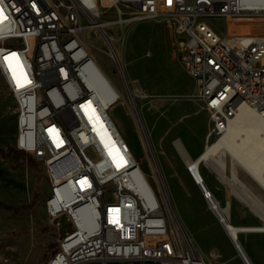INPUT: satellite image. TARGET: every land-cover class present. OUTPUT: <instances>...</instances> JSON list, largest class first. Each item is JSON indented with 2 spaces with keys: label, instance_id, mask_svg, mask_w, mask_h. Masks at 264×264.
I'll use <instances>...</instances> for the list:
<instances>
[{
  "label": "built area",
  "instance_id": "1",
  "mask_svg": "<svg viewBox=\"0 0 264 264\" xmlns=\"http://www.w3.org/2000/svg\"><path fill=\"white\" fill-rule=\"evenodd\" d=\"M103 2L116 11L107 25L98 11ZM0 9V76L16 104V147L44 163L45 209L61 235L46 264H209L175 226L164 191L116 127L111 109L124 95L90 38L103 37L109 25L174 18L179 61L210 116L208 144L242 109L264 115V28L230 30V23L254 26L264 0H0ZM208 21L225 29L209 34ZM195 182L204 198L214 195Z\"/></svg>",
  "mask_w": 264,
  "mask_h": 264
},
{
  "label": "rangeland",
  "instance_id": "2",
  "mask_svg": "<svg viewBox=\"0 0 264 264\" xmlns=\"http://www.w3.org/2000/svg\"><path fill=\"white\" fill-rule=\"evenodd\" d=\"M103 3L105 7L101 6V9L106 11L99 9L101 22L112 21L116 11L107 2ZM208 22L216 30L217 27L220 31L225 29L224 23ZM256 28H264L263 15H254V26L230 23L231 32L247 33ZM174 29V18L168 20L166 17L107 26L106 31L113 37L112 42L123 59V71L108 54L110 47L108 50L104 36H92L89 47L122 94L128 98L131 91L134 95L150 138V150L147 151L126 102L122 100L114 105L111 116L155 188L161 187L165 193L166 187L169 188L167 191L177 214L198 250L209 264H246L176 147V140H180L189 154L196 157L206 146L211 121L193 78L179 61ZM15 105L13 95L7 91L0 76V149L13 147L19 151L17 157H3L0 153V264H46L58 248L61 235L45 209L50 181L44 163L16 147ZM153 157L157 159L155 169L150 163ZM225 162L227 174L235 164L248 188L241 193L220 177L214 167L202 163L200 173L206 186L218 202L229 204L228 216L233 223L264 225V188L230 155L225 156ZM243 194L248 197V202ZM240 241L255 264H264V231L241 234Z\"/></svg>",
  "mask_w": 264,
  "mask_h": 264
},
{
  "label": "bare ground",
  "instance_id": "3",
  "mask_svg": "<svg viewBox=\"0 0 264 264\" xmlns=\"http://www.w3.org/2000/svg\"><path fill=\"white\" fill-rule=\"evenodd\" d=\"M98 11H99V8H98ZM107 23H112V21L102 22V24L104 25ZM208 33L217 34V30L209 22H208ZM102 34L109 44L111 53L114 55L121 70L123 71V59L121 56L118 55L116 51H113V46H111L113 44L112 42L113 37L110 34L105 33V32H103ZM212 42H220V35H212ZM100 67L104 71V73L108 75L101 65ZM109 79L113 82L110 76H109ZM125 81L127 84L128 82L127 78L125 79ZM109 96H110V92L103 95L105 100ZM54 98H61V90H54ZM123 101L126 102L128 106L130 107V109L132 110L134 117L137 121V124L139 126V129L141 131V134L143 136V139L145 141V144H146L145 147L147 151L150 150L149 149L151 148V146L149 145L150 138L147 133L145 123L138 110L137 104L135 103L134 95L131 94V91H130L128 98L124 96ZM116 127L118 128L117 125ZM119 132L121 133L120 130ZM124 140L126 139L124 138ZM176 147L178 148V151H180V153L182 154L183 158L186 161L188 168L194 174L196 179L203 180L204 184H206V181L200 173V168H201L202 163H206L214 167L220 177L229 181L234 188L241 190V193H242V190H246L248 188L247 184L238 175V170L235 164L231 166L229 170L230 173L227 174L228 167L225 162V156L228 154L231 156V158L234 160V162L237 165H239L246 172H248L250 176L254 178L264 188V115L261 111H258L257 109H247V108L242 109L239 115L230 123L228 130L224 133L222 138H220L217 141H212L206 144L205 148L196 157H192L189 154V152L186 150L185 146L180 140H176ZM156 160L155 158L150 159V163L154 167V169H155ZM143 172L145 173V170H143ZM167 189L169 188L166 187V193L165 191L164 193L166 194V204H167L168 212L173 217L175 226L179 228L181 232H183L185 235H187L192 240L190 235L187 233L184 227V224L181 221V218H179L177 214V211L173 204V200L172 198H170L169 190L167 191ZM237 193H238V190H237ZM243 195H241L242 199H243ZM246 195H244V197H247ZM207 199L210 202L211 209L215 213L216 216L219 215V211L224 213L227 216L225 223L222 222V224L224 228L226 229V231L227 230L229 231L231 239L235 243V246L237 247L240 255L243 258L245 255L247 259L249 260L250 264H253V263L255 264L252 255L250 254L246 246L240 241V235L247 233V232H251V231H264V225L235 224L230 220L228 216L229 204L223 205L221 202H218L216 200L214 195H211L210 198H207ZM244 200L247 201L248 197L245 198ZM212 204H216V205L220 204V207L218 205L217 207H215ZM255 208H256V205H255ZM263 210H264V207L262 211ZM262 215H264V213Z\"/></svg>",
  "mask_w": 264,
  "mask_h": 264
},
{
  "label": "trees",
  "instance_id": "4",
  "mask_svg": "<svg viewBox=\"0 0 264 264\" xmlns=\"http://www.w3.org/2000/svg\"><path fill=\"white\" fill-rule=\"evenodd\" d=\"M0 153L2 154L3 157H10V156L17 157V153H19V151H17L13 147H9L8 150L0 149ZM6 206L10 209L17 210V208L14 206H9V205Z\"/></svg>",
  "mask_w": 264,
  "mask_h": 264
},
{
  "label": "crops",
  "instance_id": "5",
  "mask_svg": "<svg viewBox=\"0 0 264 264\" xmlns=\"http://www.w3.org/2000/svg\"><path fill=\"white\" fill-rule=\"evenodd\" d=\"M63 225H64L65 228H67L69 226L68 223H66V222ZM93 264H100V263H93ZM146 264H163V263L157 262V261H150V262H148Z\"/></svg>",
  "mask_w": 264,
  "mask_h": 264
},
{
  "label": "snow or ice",
  "instance_id": "6",
  "mask_svg": "<svg viewBox=\"0 0 264 264\" xmlns=\"http://www.w3.org/2000/svg\"><path fill=\"white\" fill-rule=\"evenodd\" d=\"M0 17L6 18V17H4V13H3L2 9H0Z\"/></svg>",
  "mask_w": 264,
  "mask_h": 264
},
{
  "label": "water",
  "instance_id": "7",
  "mask_svg": "<svg viewBox=\"0 0 264 264\" xmlns=\"http://www.w3.org/2000/svg\"><path fill=\"white\" fill-rule=\"evenodd\" d=\"M244 258H245L247 264H250L249 260L247 259V257L245 255H244ZM128 264H133V263H128Z\"/></svg>",
  "mask_w": 264,
  "mask_h": 264
}]
</instances>
